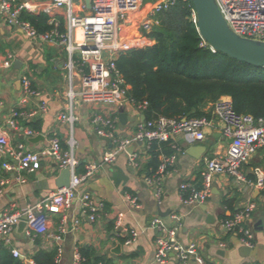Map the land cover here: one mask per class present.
<instances>
[{
	"label": "crops",
	"instance_id": "crops-1",
	"mask_svg": "<svg viewBox=\"0 0 264 264\" xmlns=\"http://www.w3.org/2000/svg\"><path fill=\"white\" fill-rule=\"evenodd\" d=\"M53 0H14L13 9L20 4H27L31 9H23V14L45 13L44 6ZM0 0V98L4 105L0 108V123L7 129L13 143L22 142L30 150L43 148L48 138L56 134L64 150L74 153L78 161L77 172L85 170L86 165L95 164L93 176L82 185L84 191L90 192L98 201L104 204L101 217L92 222L80 213L78 205L74 204L68 211L69 221L74 217L80 219V225L75 232H68L63 239L56 242L48 233L31 236L15 235L14 245L25 255L27 264H34L33 255L39 250L57 249L58 264H73L74 251L84 246L94 247L98 253L113 257L117 264H159L155 262L156 230H146L130 245L124 240L130 229H141L156 217H161L168 224H175L172 215L180 216L181 229L179 240L183 244L195 243L199 254L208 264H264V195L247 182H237L227 174L215 176L212 183V195L204 203H186L181 195V184L184 182L198 183L202 177L205 158L214 156L216 152L225 150L230 142L221 134L222 123L217 121L216 128L206 130V138L200 143L188 144L179 136L178 142L184 152L180 153L174 167L160 187L147 183L151 174L153 157L145 143L130 146L121 152L112 163L103 162V156L110 151L112 144L100 137L92 123L95 112L107 115L119 114L123 109L128 114V122H120L122 135L132 136L136 131L138 113L126 102L119 108L98 106L83 101L80 97V72L76 67L79 52L76 45L80 42L75 29L70 32L65 17V8H55L51 19L65 41L48 42L39 38H29L21 27L10 22L7 14L1 8ZM22 19V18H21ZM28 21V20H27ZM50 22V21H49ZM51 24V23H50ZM78 39H77V38ZM61 39V38H59ZM151 38L149 45L153 44ZM9 55L14 56L13 66L4 67ZM21 62V67H15V60ZM74 66L71 67V63ZM27 75L39 95L21 103L23 87L21 77ZM77 96L71 99V93ZM45 102L47 109L34 116L33 119H20V126L14 129L9 120L15 109H36ZM204 110L210 115L212 103ZM71 112L79 117L75 124L59 119L62 112ZM141 113V117L145 118ZM30 127L45 136L44 140L31 142L26 134ZM138 154L139 166L129 163V156ZM3 157L0 155V165ZM264 173V146L253 153L243 163L241 171L249 181L256 179L255 171ZM62 169L52 160L43 162L40 169L25 174V181L19 182L12 171L0 168V173L10 177L0 195V214L5 209H19L24 202H36L57 189L56 180ZM127 194L138 198L141 208L137 209L127 202ZM248 203H254L248 226L253 230L254 247L248 256L242 250V243L235 232L227 231L223 221L232 217ZM123 214L121 228H116L118 215ZM61 215H53L50 230L56 231ZM71 222V221H70ZM121 244L120 251L115 252ZM164 264H178L171 256ZM192 264H197L193 262Z\"/></svg>",
	"mask_w": 264,
	"mask_h": 264
},
{
	"label": "built area",
	"instance_id": "built-area-1",
	"mask_svg": "<svg viewBox=\"0 0 264 264\" xmlns=\"http://www.w3.org/2000/svg\"><path fill=\"white\" fill-rule=\"evenodd\" d=\"M177 1L191 0H152L149 3H145V0H91L90 8L87 7L85 0H53L44 6V11L50 16L55 8L64 7L70 32L75 29L82 31L83 40L75 46L79 52L76 67L81 74V99L93 105L112 108H119L129 102L138 113L137 128L132 136L121 134L119 114L94 113L92 123L97 134L112 144L111 150L104 154L103 162H114L121 152L137 144V141H145L148 150L151 149L153 142H157L159 146L166 143L173 152L166 153L161 148L158 167L146 178L147 183L155 186L160 192L161 184L171 172L180 153L184 152L178 142L179 136H182L188 144L200 143L206 138V130L211 127L216 128L215 124L219 121L222 123L221 134L229 137L230 142L225 150L205 158L200 189L189 182L181 184L184 202L192 204L206 202L212 195L213 180L219 174H227L237 182H247L264 195V173L257 169L256 179L248 181L241 171L243 163L264 146V118H255L251 114L236 112L231 96L222 95L212 103L209 116L159 115L146 119L141 117V113L144 114L147 110L148 101H137L128 95L130 86L126 84L116 64L118 53L129 48L149 45L151 39L149 34L159 23L156 19L157 13ZM13 2L14 0H2L1 8L6 12L8 20L18 24L29 38H39L54 43L65 41L66 36H61L56 27L41 33L29 21L22 20L20 17L22 10L33 9L27 4H20L13 9ZM216 2L227 24L235 33L242 37L264 41V0H216ZM193 17L196 19L194 8ZM50 23L55 24V21L51 19ZM133 31L135 34L131 35ZM127 42L133 44L128 46ZM212 50L215 51L213 48ZM13 60L14 56L9 55L4 67H12ZM73 66L74 62L71 63V67ZM21 84L23 87L21 103H27L30 98L39 95V91L34 89L27 75L21 77ZM76 96L73 92L70 95L71 99ZM3 105L4 102L0 98V108ZM46 109L45 102L36 109H15L9 120L10 126L18 129L20 119L31 120ZM59 119L73 125L79 117L65 111L59 115ZM26 134L34 137L40 133L28 127ZM0 155L3 157L0 168L12 171L19 182L25 181L26 173H33L40 169L46 160H52L61 169L71 171L69 187L57 188L39 201L24 202L19 209L8 208L0 214V247L10 248L16 258L23 260L26 258V255L14 245L15 229L21 220L27 222L26 236L35 238L40 234L48 233L51 238L59 242L65 234L75 232L80 225L78 217L72 218L70 222L67 215V211L74 204H77L79 212L86 215L92 222L97 221L103 214L104 204L90 192L82 189L83 183L95 173V164H88L83 172H77L78 161L74 153L63 149L56 134L49 136L45 147L30 150L22 142H11L7 129L0 123ZM129 163L135 167L139 166L137 153L129 156ZM10 181V177L0 173V195ZM126 198L131 206L141 208L136 196L127 194ZM254 209L255 204L248 203L232 217L223 221V227L227 231L235 232L242 245L250 248L254 247L255 235L247 224ZM53 215H61L55 232L50 230L49 223ZM172 218L176 222L173 225L156 216L147 226L139 230H128L129 234L124 244H132L146 230H156L158 235L155 238V262L164 264L171 256H174L178 264L193 262L208 264L199 254L195 243L183 244L179 240L181 219L177 214H173ZM122 220L123 214L120 213L116 228L123 229ZM58 260L59 257L56 258L57 263ZM82 260L79 248H76L73 264H81Z\"/></svg>",
	"mask_w": 264,
	"mask_h": 264
},
{
	"label": "trees",
	"instance_id": "trees-1",
	"mask_svg": "<svg viewBox=\"0 0 264 264\" xmlns=\"http://www.w3.org/2000/svg\"><path fill=\"white\" fill-rule=\"evenodd\" d=\"M193 8L191 1H177L168 6L156 15L159 23L149 34L153 44L118 53L117 68L130 86L129 97L148 101L146 119L159 115L209 116L205 106L222 95L231 96L236 112L264 118V67L213 51L198 31ZM21 18L41 33L54 28L49 22L51 16L45 13L23 14ZM161 148L166 153L173 152L166 143L159 146L153 142L149 150L153 157L151 171L158 167ZM191 184L200 189L202 178ZM79 251L81 264H117L113 257L98 253L92 246L81 247ZM57 254L56 248L36 251L34 264H58ZM0 264L27 263L3 246Z\"/></svg>",
	"mask_w": 264,
	"mask_h": 264
},
{
	"label": "water",
	"instance_id": "water-1",
	"mask_svg": "<svg viewBox=\"0 0 264 264\" xmlns=\"http://www.w3.org/2000/svg\"><path fill=\"white\" fill-rule=\"evenodd\" d=\"M88 8L91 7V0H85ZM196 13V22L198 31L202 39L209 44L215 51H220L238 61L251 64L253 66L264 67V41L246 38L235 33L224 19L216 0H191ZM15 67L20 68V60H15ZM120 122L125 125L128 122V114L120 109ZM45 136L39 134L30 137L31 142H39L44 140ZM145 141H137V144ZM134 148V145H132ZM71 182V171L69 169H62L59 177L56 180V187L58 189L69 187ZM27 229V222L21 220L15 229V235L20 234L25 237ZM121 244L117 246L115 252L120 251ZM242 250L248 256L252 248L243 246Z\"/></svg>",
	"mask_w": 264,
	"mask_h": 264
},
{
	"label": "rangeland",
	"instance_id": "rangeland-1",
	"mask_svg": "<svg viewBox=\"0 0 264 264\" xmlns=\"http://www.w3.org/2000/svg\"><path fill=\"white\" fill-rule=\"evenodd\" d=\"M151 1H152V0H145V3H146V2L149 3V2H151ZM141 12L144 13L143 10H141ZM134 34H135V31H133L131 35H134ZM127 44H128V46H130V45H132L133 43H131V42H127ZM224 140L227 141V137H226Z\"/></svg>",
	"mask_w": 264,
	"mask_h": 264
},
{
	"label": "bare ground",
	"instance_id": "bare-ground-1",
	"mask_svg": "<svg viewBox=\"0 0 264 264\" xmlns=\"http://www.w3.org/2000/svg\"><path fill=\"white\" fill-rule=\"evenodd\" d=\"M77 34H78V37L80 38L79 41H82V40H83V34H82L81 29H78ZM76 38H77V37H76ZM77 39H78V38H77Z\"/></svg>",
	"mask_w": 264,
	"mask_h": 264
}]
</instances>
